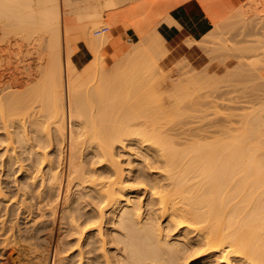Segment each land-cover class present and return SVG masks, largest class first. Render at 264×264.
<instances>
[{"label": "bare ground", "instance_id": "6f19581e", "mask_svg": "<svg viewBox=\"0 0 264 264\" xmlns=\"http://www.w3.org/2000/svg\"><path fill=\"white\" fill-rule=\"evenodd\" d=\"M69 1L0 0V19L3 18L0 23H6L3 27L11 21L12 24L6 29L21 26L20 28L27 30L38 27V30H31L32 35L45 30L50 34V40L49 37L47 39L52 42L48 44L46 41L47 45H44L47 51H43L48 53L44 66L27 61L30 54L25 56L27 52L24 51L22 54L25 61L20 60L18 63L15 60L17 65L20 64L15 75L8 74L11 77L5 76L3 79L5 74H0V264H10L9 259L13 256H5L7 251H14L16 264H264V108L261 106L264 103V88H259L260 92L253 90L258 88L260 81L259 85L262 86L263 79L250 81L254 83L251 89L258 94L257 99H254L256 103L260 102L262 112L249 104L250 109L256 108L255 111L252 113V109L250 111L243 108V111L247 110L244 113L240 110L242 113H238L242 117L241 123H232L236 127L226 126L229 124L227 109H224L226 114L223 109L224 113H219L225 115L224 118L227 117L225 120L228 123L225 121V126L218 123V120L211 121V115L205 117L207 112H218L222 107L218 105L222 104L223 94L219 92L220 88L213 85L218 86V80L222 82H219V87L224 80L225 84L234 78L233 82H236V74L240 73L236 84L231 82L233 86L228 85L230 89L226 88L231 91L232 88L235 89V85V90L239 91L241 88L237 89L238 82L243 81V84L238 83V86L242 84L241 87L250 85L249 82H244L249 73L253 70L252 74H257L253 69L255 64L250 62L254 64L250 66H254L252 70L247 62L248 69L240 67L244 72L250 71L247 72L248 75H244L247 76L244 77L246 80L242 79L241 74L244 72L238 67L240 59L238 66L235 65L239 73H236L234 67L232 69L235 74L232 69H227V74L225 72L223 75L229 74V77L222 80L224 76L221 79L220 76H214L212 79H218V82L215 80L216 83L211 81L207 68L201 69L200 73L189 69V65L187 68V65L184 66V74L181 72L187 77L179 75L175 80H165L162 77L158 83L159 88L170 82L177 93H172L173 90L167 92L169 98L174 97V113L171 115L170 109L165 106L166 102L159 100L158 94L154 95L152 82H147L153 80L152 76H156L158 72L162 74L157 65V56L165 54L166 50L165 38L159 31L151 30L153 35L149 33L150 29L147 31L150 35L142 32L140 41L126 49L124 54L122 52L123 59L116 58L118 65L114 63L115 67L105 70L103 62V71L98 70L100 75L97 72L99 76H91V68L89 73L88 68H84L86 73L83 75L78 72L72 55V28L77 24V31L82 32L80 26L84 28L82 34L79 32L81 36L84 34V38L78 37L84 39L87 45L83 43L88 50L97 56L107 44L108 31L97 34L99 41H94L95 44L92 45L93 36L91 41L88 40L91 37L89 33L92 32L89 30L86 34L88 30L85 32V29H98L105 25L109 28L114 25L115 19H104V16L109 15H105V10L104 13L100 8V0H85L88 3L83 8L82 5L80 7L83 11L77 13L80 10L78 9L76 13L72 11V16L68 15L71 12L62 15L63 7L70 5ZM74 1L76 5L80 2ZM103 2L106 8L114 7L112 0ZM260 3L258 5L262 7ZM251 6V9L256 7ZM75 9L77 8L70 10ZM249 11L246 8L239 11L240 13L235 12L229 19V25L237 14H242L241 20L256 14L254 10L251 13ZM64 16L71 17L73 21L71 18L62 19ZM179 17L180 15H173L163 19L169 24L178 28L185 27L190 31V37L185 39L187 45H199L208 40L209 37L204 35L205 40H202L204 37L199 38L206 30H199L196 24L189 23L185 17ZM239 19L236 20L241 23L235 21L237 25L246 22V19L243 23ZM232 20L231 25H236L233 23L234 18ZM158 22L156 21L157 24ZM156 23L153 24L154 30ZM216 27L213 25L210 30L213 31ZM219 32L217 31L219 35L222 34ZM29 36L21 37L26 41ZM217 39L219 41L220 37ZM210 40L211 38L209 43L204 44L211 45ZM246 41L241 40L239 45ZM104 42L106 44L103 45ZM203 42L199 46L206 48L207 45L203 47ZM223 42H213L219 45H214L215 49L211 46L209 49L212 51H209H216ZM242 45L237 48L244 49L245 46ZM37 47L36 44L35 51ZM39 47L38 50L42 46ZM28 48L27 45L25 50H30ZM158 53L160 54L156 55ZM41 55L45 57V54ZM235 55L234 57L238 56V53ZM260 61L264 63L263 58ZM259 62L257 65L263 71L264 67ZM243 64L244 62L240 66L246 67ZM261 68L257 70L260 72ZM254 76L251 77H259ZM230 77L233 79L227 83ZM251 77L249 75L248 81ZM140 86L143 90L145 88L143 94V90H140L142 95H138ZM111 88H114L113 92L117 91L112 94ZM132 89L139 98H136L135 93V97L131 96ZM210 89H217V93H220L217 96L221 95L222 99H217L216 102ZM224 89L225 87L222 90ZM233 89L230 93L235 96L237 93ZM228 90V94H224V100L229 95ZM245 91L248 92L249 89ZM239 92L242 93L241 96L240 93L237 95L240 98L232 97H245L243 93L246 92ZM207 94H211L209 98ZM128 97L130 99L127 105ZM137 100L144 105L137 103V106L140 105L137 107ZM232 101L234 100L231 99ZM130 102L134 103L135 108ZM225 102L226 100L222 105L226 107L228 101ZM236 103L241 106L245 104L237 102V99ZM236 103L233 104L236 106ZM128 106H133L134 111L133 108L129 110ZM199 106H203L202 110ZM184 113L190 116H185ZM194 114L197 118H193ZM204 118H209L210 121L205 120L213 124L209 125L204 121L203 124L200 123ZM45 120L47 123H44ZM237 120L240 121V118ZM171 121L178 125L173 127ZM166 122L171 123V127L168 125L165 128ZM44 124H49V127L44 129Z\"/></svg>", "mask_w": 264, "mask_h": 264}, {"label": "rangeland", "instance_id": "374dc122", "mask_svg": "<svg viewBox=\"0 0 264 264\" xmlns=\"http://www.w3.org/2000/svg\"><path fill=\"white\" fill-rule=\"evenodd\" d=\"M74 1V0H73ZM73 1L72 0H70L69 1V3H70V5H69V7H66V8H64L63 7V13H62V15H66V14H68L69 12H71V13H69L68 15L69 16H72V13L74 12V13H76V10H78V9H80V7H81V5H82V8L84 7V5H86L88 2H85V0H83V3L81 2V0H80V2H77L78 0H76V2H77V4L78 5H76L75 4V1H74V3H73ZM88 1V0H87ZM106 1H110V0H106ZM113 1V3H114V7L112 6L111 7V9L110 8H106V6H105V1L103 2V0H100V8L102 9V11L104 12V10H105V12L107 13V14H105V15H109V16H104V19L105 18H107V17H109V18H111L113 21H114V19H115V21H114V25H111L109 28L107 27V25H105L104 27H106L107 28V30H105L104 32L106 33L107 31H108V36H109V39H107L106 41H107V44L104 42L103 43V45L104 44H106L104 47H103V50L98 54L97 53V56H95L94 54H92L91 52H90V50H88V48L85 46V44L87 45V43H85L84 42V39H82V38H84V34H83V36H81V34L84 32V28L82 27V26H80V28L79 29H83L82 30V32H80V30L79 31H77L78 29H77V26H79V24H77L76 22H78V21H80V20H75L76 22V24L77 25H74V28H72V33H71V35H73V41L71 40L72 38L70 37V41H72L71 42V44H72V46H71V44H70V46L72 47L71 49H73V47H74V49L72 50V55H73V57H74V59H75V63H76V66H77V69H78V72H80L81 74H83L84 75V73H86V72H84L85 71V69L84 68H88V73H89V70H90V68H91V72H90V75L91 76H95V74L96 75H98L99 74V72H98V70H100V72L101 71H103V69H105V70H108V68L110 67V68H113V66L115 67L116 65V63H117V61L119 60V59H123V57L122 56H124V55H122V52H123V54L125 53V51H127L132 45H135V44H137L138 43V41H140V38H142V37H140V34H142L143 35V33L142 32H144V33H146V35L148 34V35H153L152 34V31H156L157 30V32L162 36V37H164L163 39H164V46H165V50H166V53L165 54H162L161 53V56L159 55L160 53H158V54H156V55H159V56H157V65H158V67H160L161 68V71H162V74L160 73V72H156L157 73V75L155 76L154 75V77L152 76V78H153V80L151 79L150 80V78H149V80L150 81H148L147 80V82L148 83H150V82H152V86H153V89L155 90V94L154 95H156V94H158L157 96H158V98H159V100H163V101H165L166 102V104H165V106L168 108V109H170V114L172 113H174V111H173V108H172V106H173V104H174V97H172V96H175L174 94H177V93H175L176 92V90H175V92H174V90H173V87H175V86H172L171 84H170V82L169 83H167L165 86H163L162 88H159V86H158V83L161 81V78L163 77L165 80H169V79H174V78H177V77H179V75L180 76H185V75H182V74H184L183 72V70L185 69L184 68V66H186V68L188 67V65H189V69H194L193 71L194 72H200V70L202 69V70H204L205 68H207V70H208V76H210L211 77V81L213 80V83L215 82V80L217 81L218 79H216V78H218V76H220V79H221V77L222 76H224V78L222 79V80H224V79H226V78H228L229 77V74L228 75H223V74H225V72L227 71V69H228V71L230 70V69H232L233 67L235 68V71H236V73L239 71H237L236 70V68L238 69V67L240 68H246V69H248V66L250 67L251 65H254L255 64V67H257L258 69H260L259 67H258V62L260 61V59L262 60V58L264 59V56H263V54H264V49L262 48V47H264V46H262V45H264V0H182V1H180V0H146V2H145V0H112ZM130 1V2H129ZM136 1V2H135ZM141 1V2H140ZM149 1H151V2H149ZM176 2L175 4L173 3V2ZM252 1V2H251ZM145 2V3H144ZM178 2V3H177ZM243 2V4H240V3H242ZM250 2V3H249ZM261 2L262 3V7L260 6V5H258L259 3ZM72 3L73 4H75L74 6L72 5ZM80 3H82V4H80ZM86 3V4H85ZM104 3V4H103ZM136 3V4H135ZM206 3V4H205ZM253 3V4H252ZM257 3V4H256ZM260 3V4H261ZM102 4H103V6H102ZM143 4V5H142ZM225 6H224V5ZM256 5V7H257V9H256V7L254 8V9H251L253 6H251V5ZM72 5V6H71ZM80 5V6H79ZM132 5H134L133 7H132ZM205 5V6H204ZM206 5H207V7H206ZM237 5H239V6H237ZM249 6V9H248V7L247 6ZM102 6V7H101ZM104 6H105V8H104ZM115 6H117V7H115ZM137 6V7H136ZM237 7V8H236ZM241 7H242V9H241ZM247 8V10L249 11L250 9V11H249V13H251V11L253 12V10L254 11H256V14H254L253 16H251L249 19L247 18H245V16H244V18L246 19H243V20H241V18H243L242 17V14H241V16L240 15H238L237 14V16L236 17H233L234 18V22L233 23H236V25L235 24H233V25H231L232 24V19H231V24L229 25V19H230V17H232V15L234 16L236 13L235 12H237V13H240L239 11H242L243 9H246ZM251 7V8H250ZM72 8H77V9H75V10H70V9H72ZM80 9V10H78L77 11V13L80 11L81 12V10L83 11V9ZM113 8V9H112ZM138 8V9H137ZM204 8H205V10H204ZM260 8L261 9H263L262 11H260ZM115 9V10H114ZM122 9V10H121ZM126 9H127V11H126ZM133 9V10H132ZM235 9V10H234ZM108 10V11H107ZM123 10H124V12H123ZM73 11V12H72ZM119 11V12H118ZM122 11V12H121ZM132 11H133V13H132ZM234 11V12H233ZM260 11V12H259ZM102 12V13H103ZM104 12V13H105ZM113 12H115V15H114V13ZM112 15H111V14ZM244 13V12H243ZM159 14H161V15H159ZM226 14V15H225ZM67 15V16H68ZM73 15H76V14H73ZM141 15V16H140ZM171 17V16H176L177 17V15H180V17L182 16V17H185L186 19H187V21L189 20V23H191L192 22V24L194 23V24H196L200 29L199 30H202V31H204V30H206L205 32H209V33H211V32H214V33H211V36H210V34L209 33H207V34H209V35H207L205 32H203L202 33V35L199 37V38H202V37H204V36H208L209 38H207L208 40L211 38V40H210V43H211V45L210 44H206L207 45V47L206 48H202V47H200L199 45L203 42L202 40H205V37H204V39H202L201 41V43L199 44V45H197V44H193V45H187L186 43H185V39H186V37H190V31L187 29V28H185V27H177V26H175V25H173V24H169V23H167V22H165L164 21V19L166 20V18L168 17ZM224 15V16H223ZM66 16V18L67 19H69V18H71V17H67ZM158 16V17H157ZM165 16H166V18H165ZM212 16V17H211ZM226 16L228 17V18H226ZM74 17V16H73ZM130 17V18H129ZM179 17V18H180ZM211 17V18H210ZM222 17V18H221ZM241 17V18H240ZM63 18H65V16L64 17H62V19ZM65 18V19H66ZM78 18V17H77ZM118 18V19H117ZM164 18V19H163ZM223 18H224V20H223ZM226 18V19H225ZM240 18V19H239ZM66 19V20H67ZM75 19H76V16H75ZM163 19V20H162ZM181 19V18H180ZM183 19V18H182ZM228 19V20H227ZM236 19H239V21H242V23L244 22V20L246 21V22H244L243 23V25L241 24V25H237L238 23H241V22H238ZM0 20H3V18L2 19H0ZM5 20H6V18H5ZM9 20V19H8ZM11 20V19H10ZM66 20L64 21V22H66ZM70 20V19H69ZM71 20H72V18H71ZM118 20V21H117ZM161 20V21H160ZM215 20H216V22H215ZM220 21L219 23H218V21ZM14 21V20H13ZM73 21V20H72ZM146 21V22H145ZM156 21L158 22V24L156 23ZM211 21H213V22H211ZM222 21V22H221ZM223 21H224V24H222L223 23ZM235 21H237V22H235ZM248 21V22H247ZM2 22V21H1ZM8 22V21H7ZM10 22V21H9ZM12 22V21H11ZM10 22V24H12ZM70 22V21H69ZM130 22V23H129ZM3 23V22H2ZM2 23H0V27L2 26H4V24H6V23H4L3 25H1ZM66 23H68V22H66ZM64 24L63 23V25H67L68 26V24ZM104 24H105V22H103ZM102 23V24H103ZM150 23V24H149ZM154 23H156L157 25H156V27H155V30L154 29H152V28H154L153 26H155V25H153ZM208 23H210L209 25H208ZM226 23V24H225ZM8 24V23H7ZM10 24H8V25H10ZM13 24H16V23H14L13 22ZM71 24V23H70ZM101 24V25H102ZM103 24V25H104ZM144 26H143V25ZM217 24V25H216ZM219 24H221V25H219ZM8 25L6 26V27H8ZM62 25V24H61ZM213 25H214V27H216V28H213V31H211L212 29V27H213ZM228 25V26H227ZM17 26H19V25H17ZM72 26V25H71ZM75 26H76V28H75ZM100 26V25H99ZM205 26V27H204ZM206 26H207V28H206ZM220 26V27H219ZM223 26V27H222ZM226 26V27H225ZM230 26V27H229ZM233 26V27H232ZM263 26V27H262ZM2 27L0 28V52L1 51H3V52H1L0 54V57L1 56H4V57H1L2 58V61L0 60V67H1V65H3L2 67H1V69H0V71L2 72L3 70V74L2 73H0L1 75H4L2 78L3 79H5V76H7L6 78H9V77H11V76H9V75H15V73H17V72H15V70L16 71H18V67L20 66V64L19 65H17L18 63H20L21 61H25L24 59V54H22V53H25V52H27V54L25 53V56H27L28 54H30V56L28 55L27 56V58H29V59H26L27 61H30V62H32V63H36L35 65H40V66H44L45 65V63H46V60L45 59H47V55L46 54H48V53H46V52H44L43 50L45 49L46 51H47V49H46V47L44 46V45H47V43H46V41H48V44L50 43V44H52V42H49V40H50V37H49V35L50 34H48V32L47 31H45V30H42L43 31V33H41V31H40V33L38 32V33H35V34H33L32 35V33H31V30L34 28V30H38L39 28L38 27H33V28H29V29H23V28H20L21 26H19V28L18 27H15V28H11V29H9V28H7L6 29V27H3L4 29H2ZM23 27H25V26H23ZM32 27V26H31ZM63 27V26H62ZM66 27V26H65ZM64 27V28H65ZM88 27V26H87ZM91 26L89 25V28H90ZM103 26H100L98 29H101ZM141 27V28H140ZM151 27V28H150ZM219 27V28H218ZM235 27V28H234ZM28 28V27H27ZM36 28H38V29H36ZM86 28V27H85ZM96 29H97V27H95ZM93 29V27L92 28H90V29H85V32H87V30H88V32L86 33V34H88L89 33V30H90V32H92V33H89L90 35H91V37H88L89 39V41H91V38H92V36H93V38H92V40H93V42L91 41V43H92V45H94L95 43H94V41H97L98 40V35L99 34H101V33H104V32H101V33H98V35L97 34H95L94 33V31L93 30H96V29ZM222 28H224V29H222ZM97 29V30H98ZM149 29H150V31H149ZM211 29V30H210ZM233 29V30H232ZM34 30H32V32L34 31ZM152 30V31H151ZM176 30H182L183 32H182V35L181 36H176L175 34H174V32L176 31ZM215 30H216V32H215ZM223 30V31H222ZM236 32H235V31ZM238 30V31H237ZM147 31H149V33L147 32ZM217 31L219 32V31H221L222 32V34H220L219 35V33H217ZM230 31V32H229ZM30 32V33H29ZM79 32L81 33L80 35H79ZM223 32H225V33H223ZM229 32V33H228ZM78 33V34H77ZM154 33V32H153ZM238 33H240V34H238ZM31 34V36H29ZM37 34H39V37H38V35ZM42 34H44L45 36H43ZM47 34V35H46ZM86 34H85V39H87V37H86ZM93 34V35H92ZM214 34V35H213ZM40 35H41V38H43V39H41L40 38ZM89 35V36H90ZM95 35H97V39L95 40ZM106 35V37H107V34H105ZM204 35V36H203ZM226 35H227V38H226ZM236 35V36H235ZM21 36H24L25 38L26 37H28L29 36V39H27L26 41L25 40H23V38L24 37H21ZM43 36V37H42ZM78 36H81L80 37V39H79V37ZM88 36V35H87ZM218 36L220 37V39H221V41H220V39H219V41H218ZM241 37V39H238V38H240ZM47 37H49L48 39H47ZM104 37V36H103ZM216 37V38H215ZM33 38H34V40H33ZM36 38H39V39H41V40H44V41H41V40H39V39H37L36 40ZM108 38V37H107ZM215 38V39H214ZM244 38V39H243ZM31 39V40H30ZM78 39V40H77ZM227 39V40H226ZM237 40V43H236V40ZM88 40H86L88 43H89V41ZM110 40V41H109ZM208 40H205V42H203V47H205L206 45L204 44V43H209V41ZM217 41V42H215V41ZM241 40H247L246 42H242V43H240V45L241 44H243L242 46H245V48H246V51L243 49V48H241V50H240V48L238 49L237 47H240V45H239V42L241 41ZM52 41V40H51ZM99 41V40H98ZM109 41V42H108ZM208 41V42H207ZM222 41H224L223 43H222V45H220V48L219 47H217V49H216V51L214 50L213 52H210V51H212V50H210L209 48H211V46H212V48H213V46L214 45H219V44H221V42ZM37 42V43H36ZM38 42H39V44H38ZM41 42V43H40ZM43 42V43H42ZM85 44H84V43ZM219 43V44H214V43ZM91 43H89L90 45H91ZM235 44V45H233L232 46V44ZM245 43V44H244ZM36 44H37V46L39 47V45H40V51L38 50V47H37V49H36V51H35V48H36ZM88 44V45H89ZM97 44H99V42L98 43H96V45ZM225 44V46H223ZM237 44L239 45V46H237ZM27 45H28V49H30V50H28V51H26L27 49ZM30 45H35V46H33V47H31ZM75 45V46H74ZM101 45H102V41H101ZM251 45V46H250ZM202 46V45H201ZM223 46V47H222ZM241 46V47H242ZM247 46H248V49H247ZM22 47V48H21ZM26 47V48H25ZM222 47V48H221ZM225 47V48H224ZM227 47H229V49H226ZM34 49V50H32V49ZM234 48V49H233ZM237 48V49H236ZM251 48V49H250ZM256 48V49H255ZM21 49H23V50H21ZM26 49V50H25ZM76 49V50H75ZM127 49V50H126ZM214 49H215V46H214ZM220 49H222V50H220ZM232 49V50H231ZM250 49V50H249ZM32 50V51H31ZM206 50V51H205ZM210 50V51H209ZM224 50H225V52H224ZM230 50V51H229ZM252 50V51H251ZM25 51V52H24ZM37 51L39 52L38 54H37ZM43 51V52H42ZM74 51V52H73ZM211 53V54H209V52ZM221 51V52H220ZM232 51V52H231ZM237 51V52H236ZM36 52V53H35ZM208 52V53H207ZM217 53L216 55L215 54H212V53ZM227 52V53H226ZM229 52H230V54H229ZM236 52V53H235ZM240 52V53H239ZM244 52V53H243ZM260 52H261V54H260ZM9 53H10V55H9ZM17 53V54H16ZM45 54V57H44V55H41V54ZM219 53V54H218ZM223 53V54H222ZM236 54L237 55V53H238V56H236V57H234V54ZM247 53V54H246ZM7 54V55H6ZM19 54V55H18ZM23 55V57H22V55ZM39 54H40V58H39ZM228 54V55H227ZM232 54H233V56H232ZM240 54V55H239ZM242 54V55H241ZM245 54V55H244ZM121 55V56H120ZM244 55V56H243ZM258 55V56H257ZM43 58H42V57ZM215 56H217V57H215ZM246 56V57H245ZM262 57V58H258V57ZM14 57V58H13ZM18 57V58H17ZM95 57H97L96 59H95ZM118 57H121V58H118ZM211 57V58H210ZM242 57V58H241ZM243 57H245V58H243ZM8 58V59H7ZM11 60H10V59ZM24 58V59H23ZM42 58V59H41ZM116 58L118 59L116 62H115V60H116ZM259 59V61H257V59ZM3 59H5V60H3ZM14 59V60H13ZM18 59V60H17ZM95 59V60H94ZM97 59H99V60H97ZM210 59V60H209ZM239 59H240V64H242L243 62H244V64H243V66L244 65H246V63L245 62H247V64H248V66L246 65V67L244 66V67H242V66H240V64H239ZM241 59H242V61H241ZM244 59V60H243ZM18 62H16V61ZM21 60V61H20ZM45 60V61H44ZM93 60V61H92ZM101 60H103V61H101ZM125 60V59H124ZM12 63H11V62ZM95 61V62H94ZM114 61V62H113ZM209 61V62H208ZM103 62H104V64H103ZM113 62V63H112ZM120 62L122 63V61L120 60ZM119 62V63H120ZM179 62L180 63H182V64H179ZM187 62V63H186ZM238 62V63H237ZM250 62H252V63H254V64H251ZM257 62V63H256ZM261 63L263 62V61H260ZM260 62H259V64H260ZM4 63H6V64H4ZM14 63V64H13ZM17 63V64H16ZM90 63H91V67H90ZM94 63V64H93ZM115 63V64H114ZM183 63H184V65H183ZM8 64V65H7ZM99 64V65H98ZM105 65L104 66V68L102 67L103 65ZM113 64V65H112ZM177 64L179 65V66H177ZM237 64V65H236ZM238 64H239V66H238ZM250 64V65H249ZM263 64L264 63H262L261 65H262V67H264L263 66ZM14 65V66H13ZM85 65V66H84ZM89 67H88V66ZM95 65V66H94ZM117 65H118V63H117ZM181 65H183V66H181ZM235 65L236 66H238V67H235ZM6 68H5V67ZM10 66H12V67H10ZM17 66V67H16ZM84 66V67H83ZM203 66V67H202ZM260 66V65H259ZM9 67H10V70H9ZM15 67L17 68V69H15ZM103 69H102V68ZM105 67H107V68H105ZM178 67H180V69L178 68ZM182 67V68H181ZM252 67H254V66H252ZM252 67H250L251 68V70H252ZM255 67L253 68L254 70H256L254 73H256L257 72V74H252L253 73V70L251 71L252 73L250 74L249 72H248V70L246 71V72H244V71H242V69L240 68V70H241V72L243 73V74H241V75H243L242 77V79H244V77H247V76H244L245 75V73H249V75H250V77L253 75H256V76H258L259 75V77L257 78H254V77H251L250 78V80L248 81V77H249V75H248V73L246 74V75H248V77L246 78V79H244V80H246V81H244L245 83L247 82H249L248 84H250V85H245V83H244V85H245V87H241V85L243 84V81L241 80V82H238V83H242L241 85H239L238 86V83H237V89L239 90L240 88H241V90H239V91H241V92H246L245 90L247 89H249V91L248 92H246L245 94L243 93V95L245 96V97H241L242 99H244V98H249L248 99V101H247V99L246 100H242V99H239L240 98V96H241V94L242 93H240L239 91H237V90H235L236 89V86L234 85V87H235V89H233V91L235 90L236 91V93L237 94H235L234 92V94H235V96L232 94L231 95V93H232V89H231V91L230 90H228V89H230V86L228 87V85H232L233 83L234 84H236V82H237V78H238V80H239V74H236L237 75V78H236V82H233V81H235V78L232 80L231 79V77H230V79H227V83L229 82L228 80H232L231 82H233V83H231V82H229L228 84H225L226 83V81L224 80L223 81V84H225V85H223V84H221L220 85V87H219V82H221L220 80H218L217 82H218V86H217V84L215 85H213V86H215V87H218V88H220V91L219 92H221V95H222V97H223V99H222V97H220L221 95H219V96H217L218 94H220L219 92L217 93V91L219 90L218 88V90L217 89H215V90H213V89H210V91L212 90V92H211V94L212 93H214V94H212V97H215L216 98V102H217V99L218 100H221L222 99V104H224L223 103V101H225L226 100V102L228 101V103H226V107L225 106H223L222 104L221 105H218L219 107L220 106H222V107H224V108H220L221 110L223 109H227V110H229V111H227L228 113H227V117H229V124H226V126H233V127H236V126H234V124L235 123H237L238 125L241 123V119H242V117H240L241 115H239L240 113H242L240 110H242L243 111V108H244V110L245 109H250L249 107V104L251 105H253L254 107H256V108H259V109H257V110H261V112L264 110H262V108H264V103L261 105L260 104V102L259 103H256L257 101H256V95H258V94H256L257 92H253V90H255V91H257V90H259V92H260V89L259 88H264V84H262L263 83V81H264V78H263V73H264V68H263V71H262V68H261V70H260V72L257 70V68L255 69ZM94 68V69H93ZM97 68V69H96ZM99 68V69H98ZM233 68V69H234ZM6 69V70H5ZM188 69V70H189ZM232 69V71L234 72V74H235V71ZM87 70V69H86ZM93 70H94V72H93ZM104 70V72H106ZM187 70V69H186ZM201 70V71H202ZM245 70V69H244ZM5 71H7V72H5ZM8 71H9V73H8ZM13 71H14V74H11V73H13ZM96 71V72H95ZM183 71V72H182ZM190 72H191V70H189ZM5 72V73H4ZM93 72V75L91 74ZM97 72H98V74H97ZM181 72H182V74H181ZM193 72V73H194ZM231 72V71H230ZM229 72V73H230ZM232 72V73H233ZM178 73V74H177ZM180 73V74H179ZM201 73V72H200ZM261 75H260V74ZM9 74V75H8ZM153 74V73H152ZM186 74V73H185ZM211 74V75H210ZM214 74V75H213ZM226 74H227V72H226ZM89 75V74H88ZM100 75V74H99ZM98 75V76H99ZM102 75V74H101ZM149 75V74H148ZM147 75V76H148ZM187 75V74H186ZM190 75V74H189ZM230 75H232L233 76V74H230ZM103 76V75H102ZM151 76V75H150ZM214 76H216V78H215V80L214 79H212V78H214ZM228 76V77H227ZM149 77V76H148ZM169 77H173V78H169ZM185 77H187V76H185ZM226 77V78H225ZM147 78V77H146ZM241 78V77H240ZM259 78H260V80H262L263 79V81H262V83H261V85L262 86H260L259 85V83L261 82H259L258 83V85H257V89L255 88H253V90L251 89L252 88V84H253V87H254V83H250V81L251 80H253V79H256V80H254V82H257L258 80H259ZM175 80V79H174ZM144 82H145V80H144ZM154 82V83H153ZM225 82V83H224ZM251 82H253V81H251ZM141 83V82H140ZM212 83V84H213ZM216 83V82H215ZM222 83V82H221ZM246 83V84H247ZM143 84V85H142ZM142 84H140V85H142V86H144V83H142ZM157 84V85H156ZM257 84V83H256ZM223 85V86H222ZM243 85V86H244ZM142 86H140L141 88L139 89V93L137 92V87H139V84H138V86L137 87H135V89H136V92L138 93V95L139 94H141L140 92V90H143L142 89ZM233 86V85H232ZM246 86H249V87H246ZM251 86V87H250ZM256 86V85H255ZM225 87V89L228 87V89H226V92L224 91V90H222L223 88ZM13 88H15V86H13ZM12 88V89H13ZM246 88V89H245ZM262 88H261V90H262ZM112 89V91H110V92H112V94L113 93H115L116 91H114L113 92V89L114 88H111ZM110 89V90H111ZM176 89V88H175ZM192 89V88H191ZM14 90H16V89H14ZM134 89H132L131 91H133ZM144 90H145V88H144ZM144 90L142 91V94H143V92H144ZM173 90V92L172 93H174V94H172V98H169V96L167 95V92H169V91H172ZM223 92H222V91ZM227 90L229 91V98L230 97H232V96H234V97H239V98H236L237 99V102H241V103H245V104H242V106L241 105H238L237 103H236V99H234L233 97L232 98H230V99H227ZM243 90V91H242ZM191 91H193L194 92V90H191ZM210 91H207V92H210ZM179 92V91H178ZM190 92V91H189ZM196 92V91H195ZM194 92V93H195ZM231 92V93H230ZM250 92V93H249ZM263 92V91H262ZM133 93H135L134 91L132 92V94ZM137 93H135L136 94V98H139V97H137ZM194 93H192V95L194 94ZM197 93V92H196ZM217 93V94H216ZM225 93H227L226 94V99L224 100V94ZM240 93V96H237L238 94ZM141 94V95H142ZM211 94H209V95H211ZM253 94H255L254 96H253ZM264 94V93H263ZM208 94H207V97L209 96ZM231 95V96H230ZM242 95V96H243ZM131 96H134V94L133 95H131ZM247 96V97H246ZM253 98H252V97ZM264 96V95H263ZM130 97V96H129ZM127 98L128 100H127V105L129 104V99L130 98ZM135 97V96H134ZM133 97V98H134ZM206 97V96H205ZM211 97V96H210ZM220 97V98H219ZM140 98H142L141 96H140ZM209 98V97H208ZM208 98H206V99H208ZM254 98H256V99H254ZM203 99V98H202ZM205 99V100H206ZM211 99V98H210ZM231 99H233L234 101H232L231 102ZM135 100V99H134ZM134 100H131V102H133ZM141 100V99H140ZM139 100V101H140ZM142 100H144L143 98H142ZM213 100V98L211 99V101ZM207 101H209V100H207ZM214 101V100H213ZM246 101V102H245ZM250 101V102H249ZM253 101V102H252ZM130 102V103H131ZM205 102V101H204ZM229 102H231V104L229 103ZM141 104V106L142 105H144L143 103H142V101H141V103L140 102H138V100H137V102L135 103V105L136 104ZM209 103H211V102H209ZM221 103V101L219 102V104ZM233 103H236L237 105L235 106ZM241 103H239V104H241ZM248 103V104H247ZM132 105L134 104V103H131ZM218 104V103H217ZM232 104L234 105V106H232ZM255 104H258V105H255ZM259 104L262 106V108L260 109V107L261 106H259ZM209 105V104H208ZM212 105V104H211ZM246 105V106H245ZM251 105V106H252ZM134 106V105H133ZM133 106H132V108H133ZM137 106V105H136ZM138 106H140V105H138ZM137 106V107H138ZM214 106L215 105H213V109L212 110H214ZM217 106V107H218ZM129 107V110L130 109H132L130 106H128ZM127 107V108H128ZM171 107V108H170ZM200 107V106H199ZM208 107V106H207ZM228 107V108H227ZM241 107V108H240ZM134 108H135V106H134ZM134 108H133V111H134ZM201 108V110H202V108H203V106L202 107H200ZM209 108H210V106H209ZM255 108V109H256ZM194 109H195V107H194ZM204 109H208V108H204ZM218 110V112L217 111H215V112H210L209 114H208V112H207V116H205V117H208V115H211V121L213 120H218V123H221V124H223V126H225L224 124L227 122L228 123V120H225V118H227V117H225L224 118V116L225 115H222L224 112H225V114H226V111L224 110V112H223V110L221 111V110ZM239 109V110H238ZM252 109V108H251ZM251 109H250V111H251ZM255 109H252V113H253V111H255ZM190 110V109H189ZM200 110V109H199ZM200 110V111H201ZM210 110V109H209ZM215 110H217V108H215ZM236 110V111H235ZM132 111V112H133ZM186 111H188V110H186ZM192 111H194V110H192ZM191 111V112H192ZM211 111V110H210ZM240 111V113H238ZM247 111V110H246ZM246 111H243L244 113L246 112ZM249 111V113L250 114H252L251 112ZM190 112V113H191ZM195 112V111H194ZM219 114L220 112H222V116L219 114V115H215V114H217V113ZM188 113V112H187ZM196 113V112H195ZM198 114H201V113H199V112H197ZM196 113V114H197ZM202 113H203V111H202ZM212 113H214V115L216 116V117H214V115H212ZM236 113H237V115H236ZM249 113H247V114H249ZM171 114V115H172ZM185 114V116L186 115H188V116H190L189 114H186V113H184ZM184 114H183V116H184ZM195 115V114H194ZM202 116H203V114H201ZM242 115H246V114H242ZM181 116H182V114H181ZM180 116V117H181ZM191 116H192V113H191ZM218 116V117H217ZM236 116V117H235ZM237 116H238V118H237ZM248 116V115H247ZM172 117V116H171ZM176 118H177V116H175ZM179 117V116H178ZM197 118L196 117V115L195 116H193V118ZM223 117V118H222ZM203 118V117H202ZM221 118L224 120H222V122H221ZM231 118V119H230ZM234 118V119H233ZM240 118V121L239 120H237V119H239ZM178 119V118H177ZM180 119V118H179ZM186 119H187V117H186ZM191 119H192V117H191ZM206 118H204L203 120H200V123L202 122V121H204V123H206V124H209V125H211V124H213V122L211 123V122H208V121H206L207 119L210 121V119L209 118H207L206 120H205ZM180 120H182V119H180ZM190 120V119H189ZM194 120V119H193ZM196 120V119H195ZM231 120H232V122H231ZM183 121V120H182ZM198 123H199V121L198 120H196ZM226 121V122H225ZM238 121V122H237ZM47 123V121L45 120L44 121V123ZM172 122V121H171ZM194 122V121H193ZM49 123V122H48ZM167 123V124H166ZM165 123V128L166 127H168V125L171 127V123L170 124H168L169 122H166ZM179 123V122H178ZM182 123H184V122H182ZM192 123V122H191ZM194 123H196V122H194ZM211 123V124H210ZM217 123V124H218ZM232 123H234V124H232ZM172 124L174 125V123L172 122ZM188 124H189V121H188ZM202 124H203V122H202ZM214 124H215V122H214ZM230 124H232V125H230ZM236 124V125H237ZM167 125V126H166ZM176 125H178V124H175L173 127H176ZM237 125V126H238ZM207 126V125H206ZM43 127H44V129H47L48 127H49V124H44L43 125ZM169 127V128H170ZM7 250H9V249H7ZM10 251V250H9ZM11 252H12V255H11ZM11 252H8L7 251V255L5 254V256H9V257H11V256H13V258L11 257L10 259H9V261H11L12 262V260H14L15 259V253H14V251H11ZM9 253V254H8ZM10 262V264H16L15 262H16V259L13 261V263H11Z\"/></svg>", "mask_w": 264, "mask_h": 264}, {"label": "built area", "instance_id": "2783aa9c", "mask_svg": "<svg viewBox=\"0 0 264 264\" xmlns=\"http://www.w3.org/2000/svg\"><path fill=\"white\" fill-rule=\"evenodd\" d=\"M107 28L106 27H102L101 29H99V30H95V34H98V33H100V32H104L105 30H106Z\"/></svg>", "mask_w": 264, "mask_h": 264}, {"label": "crops", "instance_id": "0c3cea01", "mask_svg": "<svg viewBox=\"0 0 264 264\" xmlns=\"http://www.w3.org/2000/svg\"><path fill=\"white\" fill-rule=\"evenodd\" d=\"M182 30H176L175 32H174V34L176 35V36H181L182 35Z\"/></svg>", "mask_w": 264, "mask_h": 264}]
</instances>
